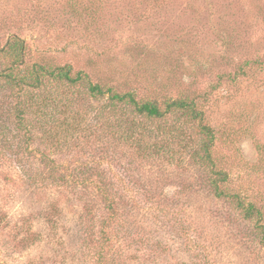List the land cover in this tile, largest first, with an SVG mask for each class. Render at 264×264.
Masks as SVG:
<instances>
[{
  "label": "rangeland",
  "instance_id": "374dc122",
  "mask_svg": "<svg viewBox=\"0 0 264 264\" xmlns=\"http://www.w3.org/2000/svg\"><path fill=\"white\" fill-rule=\"evenodd\" d=\"M12 34L25 41L24 73L35 63L71 65L94 83L135 90L141 100L196 99L216 135V168L229 174L230 189L264 208V0H0V50ZM1 55L0 72L10 65ZM54 84L45 80L44 87L57 90ZM86 86L65 89L66 96L97 112L102 101L83 94ZM13 90L0 81V122L9 128L8 146L0 142V264H93L82 255L84 202L22 173L42 161L13 138L24 135L5 109V103L16 106ZM34 112L27 118L39 134ZM163 148L172 163L158 167L150 158L129 172L140 180L166 177L152 184L158 206L149 211L151 205L138 202L130 216L127 238L140 260L134 264H264L253 224L241 219L232 200L204 188L201 177L209 171L191 148L172 135ZM101 153L87 147L52 159L75 169L99 161ZM124 159L119 156L120 164ZM183 182L190 187L178 192Z\"/></svg>",
  "mask_w": 264,
  "mask_h": 264
},
{
  "label": "trees",
  "instance_id": "16d2710c",
  "mask_svg": "<svg viewBox=\"0 0 264 264\" xmlns=\"http://www.w3.org/2000/svg\"><path fill=\"white\" fill-rule=\"evenodd\" d=\"M25 49V41L12 34L6 40V48L0 50V55L5 53V58L10 60V65L0 72V81L14 89L10 94L16 101L13 107L5 103V109L17 119L14 123L12 120L11 125H18L16 129L24 131L23 138L17 134L13 138L19 139L21 146L24 142L27 144L28 157H39L42 161L36 168H24L22 173L27 180L70 190L84 202V261L89 260L93 264H134L140 261L130 249L135 241L127 238L128 222L137 210L138 202L151 205L146 209L149 211L152 206H158L155 201L157 192L151 189L152 184L154 181L163 183L166 177L145 176L140 180L129 176V172L136 164L146 167L150 158H154L153 163L158 167L172 163L173 159L163 151V143H168L170 135L182 140L187 149L191 148V156L209 171V176L201 177L204 188L216 199L232 200L241 219L253 224L252 234L264 249V208L242 192L230 189L229 174L216 168V135L205 122L204 111L196 99L141 100L135 90L121 92L113 86L94 83L87 73L74 71L71 65L46 68L35 63L29 72L24 73L19 69L25 63ZM45 80L55 82L57 90L53 87L45 89ZM82 81L87 84V91L83 94L102 101L97 112H91L85 106L79 107L74 98L71 100L69 95L66 96V90L76 92ZM2 109L1 106L0 111ZM33 109L38 132L42 131L38 135L31 132L32 124L27 118ZM175 115L178 118L172 121ZM8 130L0 122V142L6 146L5 132ZM35 143V148L30 147ZM87 147L91 151L97 149L102 152V158L92 165L82 163L83 168L73 169L72 164L52 159L55 154L66 151L79 153ZM119 156L125 158L123 164H120ZM104 163L108 170L101 168ZM121 170L125 176L119 174ZM131 186L137 191H132ZM77 187L84 190L78 191ZM189 187L187 182H183L179 184L178 192L187 191ZM97 225L100 231L96 234L94 228ZM114 240L120 243L115 245ZM28 264L40 263L28 261Z\"/></svg>",
  "mask_w": 264,
  "mask_h": 264
}]
</instances>
